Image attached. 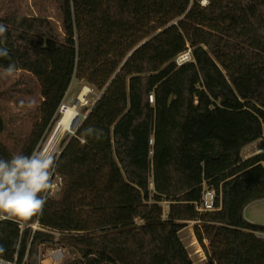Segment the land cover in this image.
<instances>
[{
  "label": "trees",
  "instance_id": "trees-1",
  "mask_svg": "<svg viewBox=\"0 0 264 264\" xmlns=\"http://www.w3.org/2000/svg\"><path fill=\"white\" fill-rule=\"evenodd\" d=\"M56 4L60 24L0 18V66L14 63L41 89L17 154L42 146L75 78L100 97L62 143L57 193L24 221L0 220V259L40 264L41 246L58 245L77 256L70 264H194L180 237L194 222L211 264H264V225L244 214L264 199V155L242 156L264 139V0ZM13 155L0 142V159ZM205 187L216 207L201 212Z\"/></svg>",
  "mask_w": 264,
  "mask_h": 264
},
{
  "label": "rangeland",
  "instance_id": "rangeland-1",
  "mask_svg": "<svg viewBox=\"0 0 264 264\" xmlns=\"http://www.w3.org/2000/svg\"><path fill=\"white\" fill-rule=\"evenodd\" d=\"M205 3L207 2L204 1ZM9 15L43 16L60 24L56 0H0V18ZM187 55H190V53L180 56L183 58L181 59L182 62L185 61ZM189 60H191V56ZM85 87H89L90 92L85 97V100L81 102L78 99ZM40 90L39 80L29 72L16 71L14 77L0 79V113L6 122V129L0 135V142L10 148L15 154L21 150L24 142L30 136L34 125L38 121L39 106L42 101ZM99 97L100 93L85 81H80L77 78L74 79L63 106H76L79 112L80 122L77 127L62 137L55 151V160L63 149L62 143L65 138L68 135H76H73V133L77 132ZM60 113L63 115L62 111ZM56 126H52L44 137L40 148L52 139ZM153 144L154 141H152ZM257 154L264 155V139L251 144L242 152L244 159H248ZM50 182L52 184V195H55L59 189L60 181L59 177L54 175V172L52 173ZM151 189H154L153 183L151 184ZM163 207L165 215L166 212L170 211V205L164 202ZM244 214L248 221L264 225V199L249 205ZM194 225V222H189L188 226L180 233V237L187 247L194 264H211V258L201 248L196 239L193 229ZM58 249H61L58 245L54 247L42 245L40 248V258L46 257V264H49L50 255L57 252ZM62 250L65 256L63 264H70L77 259V256L69 253L68 249L62 248Z\"/></svg>",
  "mask_w": 264,
  "mask_h": 264
},
{
  "label": "clouds",
  "instance_id": "clouds-1",
  "mask_svg": "<svg viewBox=\"0 0 264 264\" xmlns=\"http://www.w3.org/2000/svg\"><path fill=\"white\" fill-rule=\"evenodd\" d=\"M5 32L6 28L0 25V35ZM8 55L6 48H0V58ZM16 71L14 63L7 67L0 66V79L12 78ZM77 118L78 114L73 116L67 131L72 130ZM84 135H94L99 139L102 131L88 127ZM54 143H46L30 155L16 154L10 160L0 159V220L15 218L24 221L42 210L48 190L52 187L50 178L55 171Z\"/></svg>",
  "mask_w": 264,
  "mask_h": 264
},
{
  "label": "built area",
  "instance_id": "built-area-1",
  "mask_svg": "<svg viewBox=\"0 0 264 264\" xmlns=\"http://www.w3.org/2000/svg\"><path fill=\"white\" fill-rule=\"evenodd\" d=\"M187 58L185 59V61L189 60L190 55L186 56ZM181 59H183L182 57H180L178 59V63L181 64L185 61H181ZM151 102H154V96H151ZM65 105L61 107L60 111H64ZM263 140V139H261ZM216 199H217V195L216 192L214 190L208 189L207 187L204 188L203 191V196H202V201L201 204L198 206V210L201 212H205V211H213L215 210L216 207ZM169 216V212H166L164 215V218H168ZM35 229H38L37 225L35 226ZM56 235L57 239L59 238L60 234L59 233H53ZM63 250L62 249H58L57 252L53 253L52 255H50L51 258L50 259V263L49 264H63L65 256L63 254ZM46 257L45 258H40V264H46ZM0 264H16L15 262H9L7 260L4 259H0Z\"/></svg>",
  "mask_w": 264,
  "mask_h": 264
},
{
  "label": "bare ground",
  "instance_id": "bare-ground-1",
  "mask_svg": "<svg viewBox=\"0 0 264 264\" xmlns=\"http://www.w3.org/2000/svg\"><path fill=\"white\" fill-rule=\"evenodd\" d=\"M90 92V88L89 87H85L84 90L82 91L80 97H79V101L83 102L85 100V97L87 96V94ZM78 114V118L75 120L74 125L72 127V130L78 126L79 122H80V117H79V112L76 106H65L64 111H63V115L61 120L59 121V129L57 131L56 136L54 137L53 140L50 139L49 144H51L53 141L54 143V151H56V148L58 146V144L60 143L62 137L71 131H67V127H68V123L70 121H72V118L74 115ZM62 125H63V130H62Z\"/></svg>",
  "mask_w": 264,
  "mask_h": 264
},
{
  "label": "water",
  "instance_id": "water-1",
  "mask_svg": "<svg viewBox=\"0 0 264 264\" xmlns=\"http://www.w3.org/2000/svg\"><path fill=\"white\" fill-rule=\"evenodd\" d=\"M58 129H59V122L57 123L56 130H55L54 135H53V137H52L51 140H53L54 137L56 136ZM75 134H76V132L73 133V135H75ZM50 142H51V141H50Z\"/></svg>",
  "mask_w": 264,
  "mask_h": 264
}]
</instances>
